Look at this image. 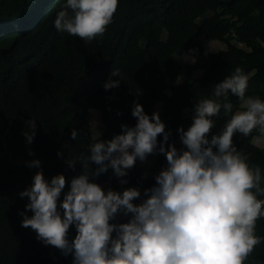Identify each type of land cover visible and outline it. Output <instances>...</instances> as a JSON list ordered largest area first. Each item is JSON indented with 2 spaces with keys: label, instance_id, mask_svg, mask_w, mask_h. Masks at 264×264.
<instances>
[{
  "label": "trees",
  "instance_id": "obj_1",
  "mask_svg": "<svg viewBox=\"0 0 264 264\" xmlns=\"http://www.w3.org/2000/svg\"><path fill=\"white\" fill-rule=\"evenodd\" d=\"M62 3L0 0V264H71V254L61 255L55 246L37 240L30 227H21L18 213L25 211V202L18 192L32 183L38 170L46 179L63 174L59 206L70 179L83 171L79 162L69 167L65 161L81 152L87 155L93 137L91 110L99 112L100 139L110 140L120 133L121 124L134 126V100L149 116L160 104L159 118L165 131L171 130L165 148L178 140L182 149L177 127L187 129L192 105L214 98V85L235 68L248 77L245 97L264 101V0H118L112 22L91 41L55 29ZM201 38L226 47L207 52ZM184 55L193 63H186ZM112 70L120 76L110 77ZM197 72L199 77L194 76ZM108 78L119 80V86L105 90ZM219 99L232 109L226 114L221 107L209 135L218 134L233 112L243 110L241 98L231 93ZM27 119L36 121L31 144L22 135ZM72 129L77 130L76 140L70 138ZM258 135L254 128L247 137L234 133L232 140L249 167H260L264 187V142L262 147L253 143ZM160 139L158 134V143ZM32 159L40 160L39 169L26 166ZM146 159L166 167L161 153ZM140 164L134 162L124 178L127 183L121 185L110 168L92 176L97 166L90 161L89 180L99 186L109 183L108 188L118 192L141 183V197L133 200L138 204L145 198L143 189L155 183L142 177ZM256 196L264 199V194ZM25 214L30 216L31 210ZM127 219L118 213L109 222ZM254 234L261 243L244 264H264V220L256 221ZM74 235L70 225L68 239Z\"/></svg>",
  "mask_w": 264,
  "mask_h": 264
},
{
  "label": "clouds",
  "instance_id": "obj_2",
  "mask_svg": "<svg viewBox=\"0 0 264 264\" xmlns=\"http://www.w3.org/2000/svg\"><path fill=\"white\" fill-rule=\"evenodd\" d=\"M118 0H63L53 21L58 32L91 41L102 35L112 22ZM111 76H120L112 70ZM119 80L108 78L105 90L119 86ZM248 77L237 67L217 82L214 98H203L192 105L191 124L187 129L177 127L180 149L169 143L171 130L154 111L151 116L135 100L131 107L134 126L120 125V133L110 140L100 139L98 121L93 120L92 142L87 155L66 159L73 167L79 162L82 173L69 181L68 191L63 174L46 179L41 171L32 176V183L18 192L27 197L21 227H30L36 239L52 245L61 255L71 254V264H244L261 241L254 234L258 219L264 220V194L260 186L261 169L249 167L245 157L236 149L232 137H245L255 128L256 142H264V101L245 97ZM229 93L241 98L243 110L233 112L218 133L209 135L214 127L213 117L221 107L231 111L230 103H220ZM27 131L22 135L26 144L35 136L36 121L27 119ZM160 134L161 139L157 140ZM77 139V130L69 133ZM161 153L166 167L154 174V185L143 189L127 187L122 191L103 189L89 180V162L97 167V176L112 170L118 183L124 185L127 171L135 161L144 162L148 155ZM29 155H32L29 151ZM59 156L60 153L57 152ZM27 167L40 168V160L25 161ZM146 173L142 174V177ZM255 189L256 192L252 190ZM31 210V215L25 212ZM127 216V222L110 223L117 214ZM73 226L74 237L68 239ZM114 233V235H113Z\"/></svg>",
  "mask_w": 264,
  "mask_h": 264
},
{
  "label": "rangeland",
  "instance_id": "obj_3",
  "mask_svg": "<svg viewBox=\"0 0 264 264\" xmlns=\"http://www.w3.org/2000/svg\"><path fill=\"white\" fill-rule=\"evenodd\" d=\"M200 42H201V45L204 47V49L207 52H211V53L212 52H217V51H220V50H224L225 47H226L225 45H223L221 43L212 42V41H205L203 38L200 39ZM236 45L241 47V45H239V44H236ZM182 59L188 64L193 63V59L189 55H184ZM199 75L200 74L197 72V73H195L194 76L195 77H199ZM181 80L182 79L180 78L179 82H181ZM241 107L243 108V106H241ZM154 111L158 112V115L160 114V112H161L160 104H156L155 105ZM90 113H91L90 125H91V122L93 120L98 121V123L96 124V128L101 133V123H100V118H99V112L96 111V110H91ZM91 131H92V134H93L94 129H93L92 126H91ZM169 143L173 144L177 148L178 151L180 150V145H179V141L178 140H174V141H171ZM253 143L256 146H258V147H262V145H263V142H260V143L256 142V138L253 139ZM140 169L145 171L147 178L153 179L154 174L158 173L161 168L156 166L155 162L152 159H146L144 162H141ZM111 176H112L113 179L117 180V178L112 173H111ZM108 185H109V183H103V184L100 185V187L103 190V189H107ZM135 187L138 188V189H141L142 188V184L141 183L137 184ZM23 189L24 188L20 189V191H22ZM23 200H24L25 204L28 203L27 197H23Z\"/></svg>",
  "mask_w": 264,
  "mask_h": 264
}]
</instances>
